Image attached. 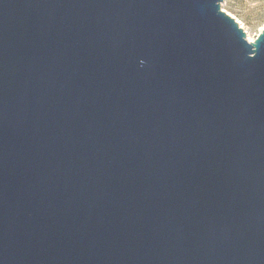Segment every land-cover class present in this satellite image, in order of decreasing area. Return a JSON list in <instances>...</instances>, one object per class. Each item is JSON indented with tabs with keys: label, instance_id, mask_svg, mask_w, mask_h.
<instances>
[{
	"label": "water",
	"instance_id": "95a60500",
	"mask_svg": "<svg viewBox=\"0 0 264 264\" xmlns=\"http://www.w3.org/2000/svg\"><path fill=\"white\" fill-rule=\"evenodd\" d=\"M226 0H0V264H264V29Z\"/></svg>",
	"mask_w": 264,
	"mask_h": 264
},
{
	"label": "rangeland",
	"instance_id": "374dc122",
	"mask_svg": "<svg viewBox=\"0 0 264 264\" xmlns=\"http://www.w3.org/2000/svg\"><path fill=\"white\" fill-rule=\"evenodd\" d=\"M220 8L236 21L247 39L254 41L264 29V0H226Z\"/></svg>",
	"mask_w": 264,
	"mask_h": 264
},
{
	"label": "bare ground",
	"instance_id": "6f19581e",
	"mask_svg": "<svg viewBox=\"0 0 264 264\" xmlns=\"http://www.w3.org/2000/svg\"><path fill=\"white\" fill-rule=\"evenodd\" d=\"M247 40H248V42H252V40H250V38H248Z\"/></svg>",
	"mask_w": 264,
	"mask_h": 264
}]
</instances>
